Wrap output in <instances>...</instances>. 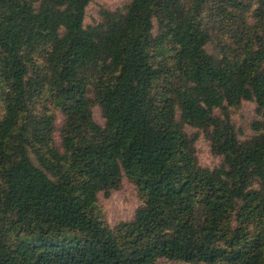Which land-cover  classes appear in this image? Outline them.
<instances>
[{
	"label": "trees",
	"instance_id": "16d2710c",
	"mask_svg": "<svg viewBox=\"0 0 264 264\" xmlns=\"http://www.w3.org/2000/svg\"><path fill=\"white\" fill-rule=\"evenodd\" d=\"M92 2L0 0V264H264V0Z\"/></svg>",
	"mask_w": 264,
	"mask_h": 264
},
{
	"label": "rangeland",
	"instance_id": "374dc122",
	"mask_svg": "<svg viewBox=\"0 0 264 264\" xmlns=\"http://www.w3.org/2000/svg\"><path fill=\"white\" fill-rule=\"evenodd\" d=\"M127 1L129 0H93L87 9L86 24H93L98 20L99 12L102 8L115 10ZM94 116L98 123L104 124L99 108L95 109ZM255 118V106L251 103H245L242 109L234 115V122L243 134V139L252 135L250 124ZM62 122L63 118L59 115V124ZM189 132L192 133L193 130L189 129ZM57 140L60 142L59 134L57 135ZM198 150L200 163L204 166L213 168L222 161V158L212 154L210 144L206 141L204 135L198 141ZM99 201L100 205L106 210L107 218L111 225H115L122 220L134 218L136 211L141 206L135 186L127 179L124 180L123 186L119 191L114 192L110 198H106L101 194Z\"/></svg>",
	"mask_w": 264,
	"mask_h": 264
}]
</instances>
